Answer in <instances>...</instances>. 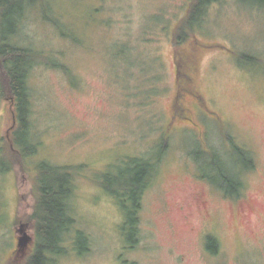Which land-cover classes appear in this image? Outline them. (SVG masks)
Listing matches in <instances>:
<instances>
[{"label": "rangeland", "instance_id": "1", "mask_svg": "<svg viewBox=\"0 0 264 264\" xmlns=\"http://www.w3.org/2000/svg\"><path fill=\"white\" fill-rule=\"evenodd\" d=\"M250 1L212 2L181 44L174 33L191 0L24 3L14 43L36 60L25 139L18 133L27 143L17 149L37 147L23 163L16 158L17 105L0 93V264H23L35 249L28 216L42 162L84 164L70 198L76 222L53 264H264V6ZM9 8L1 7L2 21ZM139 59L151 73L134 69ZM179 69L190 76L184 89ZM253 142L258 170L244 175L240 199L202 179L190 154ZM159 155L131 248L123 212L97 177L131 157ZM20 223L32 240L16 252ZM211 228L224 242L217 258L207 253Z\"/></svg>", "mask_w": 264, "mask_h": 264}, {"label": "trees", "instance_id": "2", "mask_svg": "<svg viewBox=\"0 0 264 264\" xmlns=\"http://www.w3.org/2000/svg\"><path fill=\"white\" fill-rule=\"evenodd\" d=\"M26 1L32 0L0 1V9L5 4L10 6V11L6 17L3 16V21L0 14V84L2 88L0 93L2 96L5 95L7 98L16 101L19 127L14 133L12 151L21 163H23L25 154H35L37 147L36 144L31 143V148L27 153L20 150L23 149L24 143H27L24 140V130H27L29 126L31 93L27 77L30 67L36 60L35 56L33 58L30 49L14 43V36L17 33L22 8H24ZM214 1L217 0H191L189 10L182 17L177 31L175 30L174 33L177 43L181 44L187 40L194 28L202 23L207 8ZM5 22L9 25L7 32L3 30ZM128 50L129 48L126 47V51ZM55 64L58 65V63ZM131 65L134 66V69H140L143 72L151 73L153 70L151 65H146L140 59L135 63L131 62ZM161 74L160 67V72L154 75V80H160ZM148 91V94L152 92L151 90ZM182 110L184 109L179 105L175 112ZM20 132H23L24 139L18 137ZM18 146L20 147L19 150L17 149ZM162 146L161 150L164 152L165 145ZM190 154L199 166V176L202 179L209 181L229 197H238L241 194V146L234 145L231 149L223 150L212 148L211 151L202 150L198 147ZM161 158L162 155L156 158L131 157L128 161L123 162V165L120 166L122 168H117V171L101 172L100 178L97 177L98 182L116 200L123 212L125 217L123 234L128 237L131 248L139 242L143 195L157 173ZM83 166L84 164L51 165L47 162L39 164L38 175L36 176V192H34L36 202L34 203V210L28 216L29 222H35V249L26 261L21 263L53 264V256L65 252L62 246L65 236L76 222L70 210L75 174ZM252 166L250 156L245 151V169ZM23 169H25L24 164ZM21 220L20 222H22ZM128 233L130 235H127Z\"/></svg>", "mask_w": 264, "mask_h": 264}, {"label": "flooded vegetation", "instance_id": "3", "mask_svg": "<svg viewBox=\"0 0 264 264\" xmlns=\"http://www.w3.org/2000/svg\"><path fill=\"white\" fill-rule=\"evenodd\" d=\"M250 2L254 3V4H258L259 6H264V0H251ZM178 65V64H177ZM180 65V64H179ZM179 74L178 77L179 81L181 82V88L184 89L186 88V86H188V82L190 81L189 79V74L188 72H185L184 70L180 69L178 70ZM188 79V82H186ZM190 88V87H189ZM190 90L192 91V89L190 88ZM192 94H194L198 99H200V96L195 93L192 92ZM180 95H183V93L180 92ZM11 103H15L14 99H11ZM175 115V112H174ZM242 148V155H241V168H242V172H241V182H242V189H241V194L237 197V199L242 198L243 194L245 193V188H244V175L248 172V173H253L254 171L258 170V164H257V155L259 152V147L256 143L253 142V144H251L249 147L246 146V144H242L241 145ZM245 151L248 152V155L250 156L251 159V163H252V167L249 169H245ZM211 184V183H210ZM213 185V184H211ZM223 193V192H222ZM225 196H227L225 193H223ZM229 197V196H227ZM23 223H20V225ZM18 226L15 231L17 233V245H16V252L21 251V249L19 248V238L21 237V234L23 232V230L21 229V226ZM28 227L26 228L28 230ZM205 238V243H206V248H207V253L209 256H212L213 258H217L221 253H223V247H224V242L222 240V237L219 233V231L215 230L214 228L206 230V233L204 235ZM28 247V246H27ZM221 256V255H220ZM219 256V257H220Z\"/></svg>", "mask_w": 264, "mask_h": 264}, {"label": "water", "instance_id": "4", "mask_svg": "<svg viewBox=\"0 0 264 264\" xmlns=\"http://www.w3.org/2000/svg\"><path fill=\"white\" fill-rule=\"evenodd\" d=\"M1 1V0H0ZM21 229L23 230L21 237L19 238V248L23 250L27 247L30 240H32V236L28 234V230L26 229L28 227V224H21Z\"/></svg>", "mask_w": 264, "mask_h": 264}]
</instances>
